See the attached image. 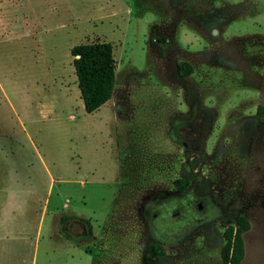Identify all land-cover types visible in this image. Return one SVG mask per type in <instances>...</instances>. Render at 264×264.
Listing matches in <instances>:
<instances>
[{"label": "rangeland", "instance_id": "obj_1", "mask_svg": "<svg viewBox=\"0 0 264 264\" xmlns=\"http://www.w3.org/2000/svg\"><path fill=\"white\" fill-rule=\"evenodd\" d=\"M2 16L0 149L55 180L36 264H220L240 214V264H264V0H0ZM93 42L114 86L86 114L69 50Z\"/></svg>", "mask_w": 264, "mask_h": 264}, {"label": "crops", "instance_id": "obj_2", "mask_svg": "<svg viewBox=\"0 0 264 264\" xmlns=\"http://www.w3.org/2000/svg\"><path fill=\"white\" fill-rule=\"evenodd\" d=\"M6 158L0 149V264H36L44 220L55 206V180L49 177L39 189L37 181L11 170Z\"/></svg>", "mask_w": 264, "mask_h": 264}, {"label": "trees", "instance_id": "obj_3", "mask_svg": "<svg viewBox=\"0 0 264 264\" xmlns=\"http://www.w3.org/2000/svg\"><path fill=\"white\" fill-rule=\"evenodd\" d=\"M72 57V67L76 85L82 103L83 111L91 114L108 102L114 86L115 63L112 48L104 42H93L74 46L69 50ZM180 73L185 74L182 65H178ZM257 107L256 112L262 113ZM183 188L187 181H183ZM67 217H61L63 221ZM87 224V221L80 219ZM248 230V224L243 215H238L234 227H228L223 233L224 244L220 250V264H240L243 258L242 236Z\"/></svg>", "mask_w": 264, "mask_h": 264}, {"label": "flooded vegetation", "instance_id": "obj_4", "mask_svg": "<svg viewBox=\"0 0 264 264\" xmlns=\"http://www.w3.org/2000/svg\"><path fill=\"white\" fill-rule=\"evenodd\" d=\"M197 208L199 210L200 206L198 205ZM60 222L62 223L64 233H66L71 239H74V236L81 239L84 236H89L90 234L87 224L80 220V218L67 216L66 219Z\"/></svg>", "mask_w": 264, "mask_h": 264}]
</instances>
